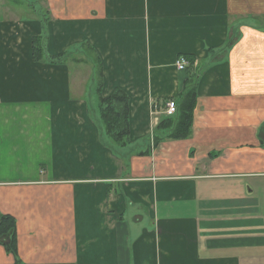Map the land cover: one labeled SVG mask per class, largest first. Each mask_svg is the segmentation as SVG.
<instances>
[{"label": "crops", "instance_id": "crops-1", "mask_svg": "<svg viewBox=\"0 0 264 264\" xmlns=\"http://www.w3.org/2000/svg\"><path fill=\"white\" fill-rule=\"evenodd\" d=\"M74 2L75 53H98L102 96L128 92L130 138L110 145L90 82L47 59L68 51L49 42L63 17L7 15L0 0V214L15 220L0 264H264V0ZM114 34L120 65L100 52ZM180 54L201 71L192 135L154 144L105 73L168 71Z\"/></svg>", "mask_w": 264, "mask_h": 264}, {"label": "rangeland", "instance_id": "rangeland-1", "mask_svg": "<svg viewBox=\"0 0 264 264\" xmlns=\"http://www.w3.org/2000/svg\"><path fill=\"white\" fill-rule=\"evenodd\" d=\"M18 3H17V2ZM53 1V2H52ZM50 3H52L51 6H49V1L47 0H4L5 8L8 10L6 11L7 15L12 16H18L23 12V9H21V6H24V8H31L33 4H36L39 8V16L43 15L42 17H51L52 13L50 12L49 7H53L51 10L55 12L54 15H57L58 17H63L62 20H57V23H55V28L57 31L61 28L62 29V36L58 35V39L49 40L51 48V51H54L56 47L59 46V37H62L61 43H68V51L65 53L64 56H61L60 53L54 54H48L49 57H52V59H59L60 58L65 60L68 64V67H70L71 74L75 77L74 79H78L81 81H88L90 82V89L93 92V100L95 101L94 110L97 111L99 107L103 106L99 104L98 96H97V87L101 85V89H104L105 82L102 72V83L99 81V65L98 61L95 59V55L98 57V59L101 62V59L96 53V50L89 44H80L81 51L78 53H75L77 51V44L74 39H76V23H75V2L74 0H52ZM61 1V3H60ZM21 5V6H17ZM18 7V8H17ZM31 15V14H30ZM25 15H21L20 17L25 19L26 17H22ZM91 24L85 25V31L91 30ZM60 27V28H59ZM54 30V29H53ZM113 40L109 47H106V42L101 40L99 41L100 45V52L101 54L107 53L108 56H111L112 54H118V56H115V59L111 61V63L119 64L123 63L126 56H125V49L122 46L123 40L116 38L115 34L112 36ZM86 43V42H85ZM89 45V46H88ZM78 46V48H80ZM63 53V52H62ZM177 57L175 58V60ZM83 60L84 62H81ZM174 60V61H175ZM173 61V62H174ZM102 64V62H101ZM100 64V65H101ZM185 73L177 71L175 69V62L173 63V68L168 71H162V72H145V73H135L134 71L127 70V71H109V73H105L106 77L105 79L110 81V84L115 86L116 84H124L127 86L129 92L131 95L135 97H131V100L134 101L131 104L132 113L134 111L136 114L132 118L133 125L135 126V130H145V126L147 125V128H149V133L152 135L154 127H156L157 123L160 121V119L167 117L164 115V104L165 100H174L176 99V96H178V92L180 91L181 83L183 79L185 78ZM88 87V88H89ZM118 87V86H116ZM87 89V88H86ZM123 90V88H121ZM100 90V91H102ZM106 90V89H105ZM112 90V89H111ZM128 94V92H126ZM140 100V102H137ZM129 103V102H128ZM100 105V106H99ZM130 108V103H129ZM134 110V111H133ZM140 118V121H139ZM130 126V124H129ZM130 138V133H129ZM249 184V183H248ZM249 186H251L249 184ZM260 191L258 192V198L260 201L264 200V185L260 187ZM252 206V205H250Z\"/></svg>", "mask_w": 264, "mask_h": 264}, {"label": "trees", "instance_id": "trees-1", "mask_svg": "<svg viewBox=\"0 0 264 264\" xmlns=\"http://www.w3.org/2000/svg\"><path fill=\"white\" fill-rule=\"evenodd\" d=\"M41 21L47 20L42 17ZM44 38L42 35H33L31 37V57L34 61H42L45 57ZM88 44V43H84ZM89 46V45H88ZM64 56L65 53H60ZM59 59H52L48 56L51 63L64 62ZM177 57H183L187 62L183 71L185 78L183 79L178 92V96L173 101L176 104V112L172 116L160 119L155 129L152 131V140L154 144L168 139H188L192 135L193 111L196 105L198 82L201 71L194 66V56L191 54H180ZM99 65V81L102 83V65L98 57L95 55ZM102 80V81H101ZM101 85L97 87L99 104L98 121L101 132L108 139L110 145L122 146L129 140V95L120 87L112 89V93L106 97L102 96ZM145 153V152H144ZM15 220L12 216L0 214V243L7 250L15 254Z\"/></svg>", "mask_w": 264, "mask_h": 264}, {"label": "built area", "instance_id": "built-area-1", "mask_svg": "<svg viewBox=\"0 0 264 264\" xmlns=\"http://www.w3.org/2000/svg\"><path fill=\"white\" fill-rule=\"evenodd\" d=\"M175 62V69L177 71H183L187 62H185L183 57H177V59L174 61ZM176 112V104L175 102L170 99V100H165L164 104V115L166 116H172Z\"/></svg>", "mask_w": 264, "mask_h": 264}]
</instances>
